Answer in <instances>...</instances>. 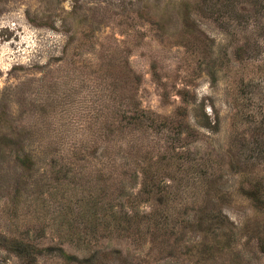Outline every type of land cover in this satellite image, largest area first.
I'll use <instances>...</instances> for the list:
<instances>
[{
    "label": "rangeland",
    "instance_id": "1",
    "mask_svg": "<svg viewBox=\"0 0 264 264\" xmlns=\"http://www.w3.org/2000/svg\"><path fill=\"white\" fill-rule=\"evenodd\" d=\"M0 131V264H264V0H0Z\"/></svg>",
    "mask_w": 264,
    "mask_h": 264
},
{
    "label": "trees",
    "instance_id": "2",
    "mask_svg": "<svg viewBox=\"0 0 264 264\" xmlns=\"http://www.w3.org/2000/svg\"><path fill=\"white\" fill-rule=\"evenodd\" d=\"M184 99L185 102H187L188 100L186 99L185 95H183L182 97ZM133 102V101H132ZM133 105V103H131ZM183 107V106H182ZM182 107H179L177 112H176V115L174 117V119H176L177 123H181V121H185L186 123V119H187V115H186V108H182ZM134 108H138L137 104H135ZM182 124V123H181ZM200 125H212V122L211 121H208V122H201L199 123ZM20 142V138L17 137H13L11 134L7 133V132H1L0 131V155L6 151V150H10V151H16L17 154V159L19 160L20 164L23 165L24 167L26 168H31L33 167L34 165V162H33V159L32 157L29 155V154H21L22 152L21 151H24L25 152V149L24 147H21V148H16V143H18L19 145V142ZM261 190L260 188L255 185L253 186V188H251L250 190H248V194L250 195V197L253 199V200H256L257 202H259V200H262V198H260V193ZM256 193L258 196H256ZM121 214V215H120ZM119 214V211L116 213L117 217L120 215V217H124V221L127 220V223L129 222H132L133 218H138L139 216H144V217H151V215L153 214H150V213H144V214H139V212L137 213H132V212H127V211H124V212H120ZM128 225V224H127ZM15 242L17 243V249L15 250L19 256H24V255H27L28 253L30 254V249H28V246H24L22 245V243L18 242L17 240H15ZM18 243H20V246L18 245ZM260 248L261 250L264 252V240L261 241L260 243ZM33 264H37V260L34 258L33 259Z\"/></svg>",
    "mask_w": 264,
    "mask_h": 264
}]
</instances>
